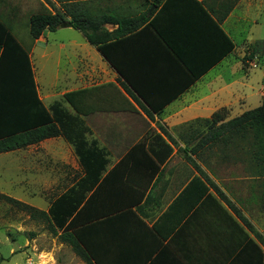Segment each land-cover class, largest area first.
<instances>
[{
  "label": "crops",
  "instance_id": "obj_1",
  "mask_svg": "<svg viewBox=\"0 0 264 264\" xmlns=\"http://www.w3.org/2000/svg\"><path fill=\"white\" fill-rule=\"evenodd\" d=\"M75 1L93 14L149 16L109 40L114 66L77 29L83 41L57 43L68 52L46 85L32 61L37 45L48 48L46 31L33 39L27 28L44 0H0V23L28 51L43 104L59 101L68 126L104 152L86 160L100 171L83 169L63 135L0 154L19 155L20 180L51 196L41 210L66 192L83 196L77 225L99 264H264V163L253 158L250 133L217 128L264 98L263 78L250 76L257 65L240 73L226 26L252 0ZM117 27L103 25L110 34ZM219 110L214 126L202 121Z\"/></svg>",
  "mask_w": 264,
  "mask_h": 264
},
{
  "label": "trees",
  "instance_id": "obj_2",
  "mask_svg": "<svg viewBox=\"0 0 264 264\" xmlns=\"http://www.w3.org/2000/svg\"><path fill=\"white\" fill-rule=\"evenodd\" d=\"M55 1L59 6L51 0H44L43 9L29 16L28 28L31 38H38L44 31H54L61 24L67 23L80 30L89 43L94 45L113 66L114 61L107 49L109 40L136 30L149 17L146 14L134 17H116L105 12L93 14L89 6L82 1ZM158 5L157 1L151 4L155 7ZM231 6L224 11L220 19L227 15ZM152 20L154 21V18L150 22ZM105 23L117 24V31L114 34L108 33L103 28ZM220 32L227 41V50H231L233 43L230 38L222 30ZM125 90L129 92L126 86ZM67 96L66 93L63 98L66 100ZM67 118V111L59 101H55L49 107L43 104L38 96L28 51L6 26L0 23V153L23 148L44 138L63 135L73 145L82 168L89 173L96 169L98 173L99 165L94 162L86 163V160L93 161L96 157L103 156L104 152L90 146L84 140L82 131L78 132L76 127L74 129L68 126ZM220 120L222 115L219 110L209 119L202 121L214 126ZM227 127L234 128L236 136L240 138L244 133H250L253 158L257 164L259 161L264 163V98L258 106L245 110L217 126L221 131H225ZM222 139L224 140L225 136ZM94 182L95 179L92 180L93 184ZM0 196L28 211L31 218L43 220L48 230L60 241L70 245L87 264H99L98 257L86 242L83 227L77 225L76 215L83 200L82 195L66 192L51 202L47 210L38 209L5 194Z\"/></svg>",
  "mask_w": 264,
  "mask_h": 264
},
{
  "label": "rangeland",
  "instance_id": "obj_3",
  "mask_svg": "<svg viewBox=\"0 0 264 264\" xmlns=\"http://www.w3.org/2000/svg\"><path fill=\"white\" fill-rule=\"evenodd\" d=\"M251 9L243 12L240 6L237 20L229 18L227 28L237 44V63L242 74L245 66L254 63L250 70L253 80L264 82V0H252ZM246 16V18L244 17ZM24 27L22 26V29ZM28 28V23H27ZM48 48L44 51L41 44L34 49L32 58L37 79L48 85L58 70L64 67L63 53L67 50L57 48L59 41L73 39L83 41L82 34L73 27H58L54 31L46 30ZM31 39V38H29ZM47 53V56L42 55ZM253 65V64H252ZM255 101H247V108H254ZM0 154V195L5 194L25 202L38 209L46 208L50 195L34 194L35 181L20 180V156ZM14 167V168H13ZM15 170V171H14ZM0 264H87L67 243L60 241L47 228L41 219L31 218L29 212L0 196Z\"/></svg>",
  "mask_w": 264,
  "mask_h": 264
}]
</instances>
